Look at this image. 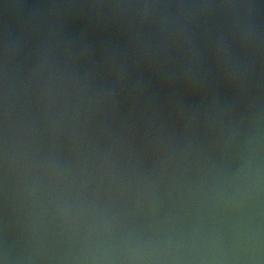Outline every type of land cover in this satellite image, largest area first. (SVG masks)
<instances>
[{
  "label": "water",
  "instance_id": "95a60500",
  "mask_svg": "<svg viewBox=\"0 0 264 264\" xmlns=\"http://www.w3.org/2000/svg\"><path fill=\"white\" fill-rule=\"evenodd\" d=\"M0 264H264V0H0Z\"/></svg>",
  "mask_w": 264,
  "mask_h": 264
}]
</instances>
